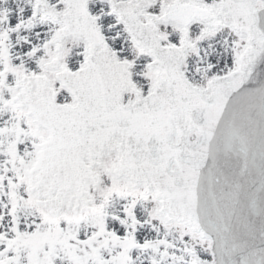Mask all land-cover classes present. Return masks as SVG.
I'll use <instances>...</instances> for the list:
<instances>
[{"label":"snow or ice","instance_id":"snow-or-ice-1","mask_svg":"<svg viewBox=\"0 0 264 264\" xmlns=\"http://www.w3.org/2000/svg\"><path fill=\"white\" fill-rule=\"evenodd\" d=\"M0 264H264V0H0Z\"/></svg>","mask_w":264,"mask_h":264}]
</instances>
